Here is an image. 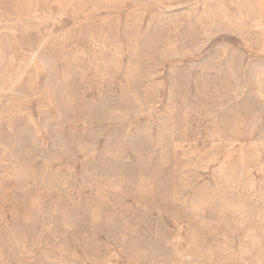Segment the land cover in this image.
<instances>
[{
    "label": "rangeland",
    "instance_id": "obj_1",
    "mask_svg": "<svg viewBox=\"0 0 264 264\" xmlns=\"http://www.w3.org/2000/svg\"><path fill=\"white\" fill-rule=\"evenodd\" d=\"M0 264H264V0H0Z\"/></svg>",
    "mask_w": 264,
    "mask_h": 264
}]
</instances>
